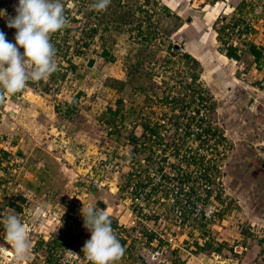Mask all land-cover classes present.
<instances>
[{
  "label": "rangeland",
  "instance_id": "374dc122",
  "mask_svg": "<svg viewBox=\"0 0 264 264\" xmlns=\"http://www.w3.org/2000/svg\"><path fill=\"white\" fill-rule=\"evenodd\" d=\"M142 1L122 0L121 5L124 11L134 13L137 6L142 7L151 14L152 22H156L159 17L155 43L161 46L159 53L153 55V62L150 65L142 67L144 70L153 68L150 69L154 75L153 81L138 78L132 84L143 87L145 93L138 90L132 93L134 87L126 86L119 94H116L113 89L104 86L105 79H115V73L112 75L110 71L115 72L116 67L126 66L124 57L133 46L129 33H115L110 30L103 36V39L107 41L105 47L108 48V53L113 59L110 62H104L98 57L100 53L98 35L89 43L87 42V47L82 48V42L77 41L78 32L70 30L61 36L56 32L50 37V42L56 49L59 68L65 73V78L63 80L57 78L53 81L51 79L39 82L30 81L25 89L15 94L5 93V97L0 100V141L6 139L12 147L10 150L12 164L10 166L0 164V219L8 213L9 208L19 213L22 221L28 225L32 244L28 258L20 262L15 259L12 250L0 251V264H49L46 247L51 246L53 241L47 239L45 244L42 242L40 246H36L42 241L41 237L51 236L52 239L58 240L69 236L72 241L83 247L90 239L91 233L84 228V221L80 216L82 207L91 206L87 201L93 200V197L105 198L116 184L120 185V188L114 194L116 201L111 202V206H123L120 200L121 194L126 189L124 186L125 173L122 172L126 170V159L122 157H127L131 149L127 144L131 124L127 121L136 124L140 117L154 121L163 113L170 115L167 107L161 104L164 96L167 95L165 93L179 96L182 86L189 81L184 78L188 73L181 64L163 70L159 67L160 63L157 59L160 60L167 56L174 60L177 55L184 53V44L177 41L178 38L173 33L176 27L181 22H186L187 19L193 25L198 26L203 34L207 31V35L215 37L212 38L214 41L212 40L208 48L203 44L205 48L201 47L203 52L197 56L200 62L198 68L201 73L204 72L198 87L204 90V96L208 98L205 119L209 127L215 129L216 134L206 145L214 147L212 149L217 155L221 153L222 157L218 159L217 156L212 157L214 160L211 161L215 167H218V170L216 169L215 174L208 175L212 180L209 185L210 198L201 202L198 209L210 221L208 224H202L204 227L201 233L205 239L211 241L213 249L221 247V251L218 254L210 251L197 255L192 254L194 258L191 261L184 259L185 254L181 252L180 259L183 258V261L188 264H213L214 261L223 259L234 260L236 264H264V62L257 66L252 63L251 57L243 52L244 43L252 42L257 48L262 49L264 56V27L257 18L259 11L264 8V0H242L246 10H243L244 15L239 24L242 27L248 25V28L244 29L245 31L238 30V33L241 32L240 37L232 43L239 49V60L237 61L223 58L221 52L227 48L222 47L223 39L229 35L228 32L217 31L220 27L219 18L213 23L210 20L209 24L206 19L213 12H216V16L224 15L229 21L240 16L235 9L240 0H224L225 5L232 7L229 12L226 8L223 12L220 3L211 9L213 5H209L210 0H147V4H142ZM18 2L19 0H0V10H6L8 17H14ZM63 3L64 10L67 9L69 12L67 14L75 15L71 0H63ZM162 7L168 11L167 14L161 9ZM250 8H253L255 14L249 11ZM76 18L79 19L80 15ZM135 18L138 22L145 21L144 15L137 12ZM76 26L77 24H68L66 28L74 29ZM204 29L207 30L204 31ZM0 32L6 34L9 42L15 43L16 30L7 27V17L0 18ZM55 41L59 44H55ZM192 42L194 41L191 40V48H195ZM168 44L177 48L166 52L165 47ZM56 45H60L61 49H57ZM196 46L195 50L190 49L189 52L196 51L198 44ZM20 52H23L22 48ZM145 53L149 55L151 52L145 51ZM63 54L66 59H69L73 70H65L67 62L61 57ZM90 61L92 63L89 65ZM110 67L112 69H109ZM164 88L167 92H164ZM77 89H83V92H75ZM118 98H121L124 103L122 111L124 112L125 109L127 112H125L124 121L118 124L116 132L108 136L104 124L100 121L103 115L107 114L106 109H114V102ZM71 102L74 108L70 115L67 117L55 115L56 105L63 110L62 104ZM129 103L135 107V115L129 112ZM173 121L172 118L168 123L172 125ZM184 122L185 117L179 120L178 128L181 130L175 132L170 126L167 130L160 129L163 141L167 145L164 147L165 156L175 173L182 172L180 168L183 166L182 161L187 160L185 154L189 155L190 152L194 153L199 149V156L204 157V160H207L208 156L204 148L197 146L194 139L191 140V137L185 135L186 133L183 134L187 131V125ZM133 133L136 136L141 133L138 126H135ZM172 139L176 148L168 146ZM104 140L109 142L111 148L107 161L102 162H109L107 166L110 168L105 174V182H110V185L105 186L106 192L88 194L89 188L84 182V177L87 178V175L81 170L86 168L89 171L91 161L97 160V164L101 163L104 159L103 154L107 151L105 147H102ZM81 146L85 148L83 156L75 153ZM153 149V146L147 145L143 150L134 153L133 157L146 159L149 166L157 167L158 157L152 154L149 156ZM87 157L90 158L89 161ZM81 159L83 166H78L77 162ZM18 160L21 161V169L17 168L19 165L15 161ZM79 167L81 172H76ZM94 169L95 167L92 168L93 171ZM185 170L190 174L193 173V169L189 167L185 166ZM24 171L27 172L26 177L23 176ZM190 177L196 179L194 175ZM197 177L204 178L203 175L198 174ZM177 179L180 180V177L172 179L175 188L178 186ZM18 187L23 189L21 194L28 196L29 200H24V198L23 202H20L16 197L21 196H13V193H16L15 189L20 192ZM196 189L198 190V187ZM10 204L18 206L19 211ZM180 208L181 205L175 204V200L171 206L169 203L166 205L146 203L143 205L144 213L141 216L149 220L148 222H152L157 232L165 230L180 248L191 254L193 241L196 240L197 243L202 244L205 239L201 240V236L196 234L198 232L195 227L191 229L187 224L182 226L178 223V218L174 214ZM62 209L66 210L64 214ZM159 216L162 219H158ZM192 217L199 218L191 215L189 219ZM3 232V224H0V245L8 248L10 246L6 244ZM129 234L131 231L127 230L124 235ZM180 234H185L186 239L178 242ZM122 246L128 248L125 244ZM233 246H241L245 250L235 253L232 250ZM166 248L168 247H165L162 255L156 258L151 257V253H148L150 248H146L147 257L144 252H141L140 254L144 256L142 260V256L137 252L133 253L132 259L140 262L146 261L144 264H153L158 260L169 264L168 259L171 258L169 251L172 249L166 250ZM215 256L218 258H214ZM130 261L131 259L124 255L117 264H126ZM136 264L142 263L136 262Z\"/></svg>",
  "mask_w": 264,
  "mask_h": 264
},
{
  "label": "trees",
  "instance_id": "16d2710c",
  "mask_svg": "<svg viewBox=\"0 0 264 264\" xmlns=\"http://www.w3.org/2000/svg\"><path fill=\"white\" fill-rule=\"evenodd\" d=\"M121 1L122 0H111L110 5L108 6V8L105 11H95L93 9H91L89 7V5L92 3V0H71V2L73 3L72 7L74 10L75 15L70 16L68 10H64L65 15L68 17L70 23L69 24H77L76 27H74V29H68L65 28L61 31H58V33L60 34L59 36H61L62 34H66L67 32H70V30H74L75 32H78V38L77 41L79 40L81 43L82 48L87 47V44L94 39L95 36L98 35V45L100 46V53L98 54L99 58H102L104 62H110L112 61V57L109 55V50L108 48H106V42L103 39V36H105V34L108 33V31L112 30L115 33H122V32H126L129 33V38L133 43V46L131 48V50L126 54V56L124 57V64L126 66H124V71H125V80L124 81H119L116 79H112V78H108L105 79L104 81V86H107L111 89H113L115 91L116 94H119L126 86H131L133 87V82H135V80L138 78H146L147 80H150L151 82L153 81L152 78L154 77L152 71L150 69H153L152 67L149 70H144L142 69V67L145 65H150L153 62V55H156L159 53V48L161 47L160 45H156V37H157V21L156 22H152L151 21V14L146 12L145 9H143L140 6L136 7L135 13H139V14H143L144 15V22H138L137 19L135 18V13L132 12H127L124 11L122 9V5H121ZM211 1H215V0H211ZM147 0H143L142 4H147ZM114 5V7H113ZM163 11L165 9H163V7L161 8ZM243 10H246V8L244 7V4H242V8L240 7V10H238L237 12L239 13L240 16H237L236 18H232L231 19V24L234 26H237L240 22H241V18L244 15L242 12ZM249 11L252 14H255L253 12V8H250ZM77 15H80V18H76ZM257 18L260 19L263 23V27H264V8H262L258 15ZM81 21L83 23H81ZM78 23H80L78 25ZM132 27H129L131 26ZM243 31H245L244 29L248 28V25H243ZM224 27L221 26L217 29V31H220L223 29ZM250 30V29H249ZM155 41V42H154ZM88 42V43H87ZM152 42H154V44L152 45ZM55 44H59L58 41ZM161 44V43H160ZM152 45V46H151ZM57 49H61L60 45H56ZM152 47V48H151ZM244 47L245 49L243 50V52H245L248 56L251 57V61L252 63H254L255 65H260L262 62H264V56L262 54V49L257 48L254 43H244ZM148 48H150L148 50ZM177 47H175L172 44H168L165 47V51L166 52H170V50L172 49H176ZM145 51H150L151 53H149V55H146ZM239 49H237V47L234 46H229L225 49V51H222V55L227 58V59H231L233 61H237L239 60ZM148 56V57H146ZM173 56V55H171ZM175 56V55H174ZM61 57L63 58V60H65V62H67V68L65 70H73V66L71 65V63H69V59H66L65 54L61 55ZM172 57H167L164 56L162 59L158 60L157 62L160 63V66L158 64L159 67H161L163 70H168L173 68L174 66H176L177 64H181L183 66V68L186 70V72L189 74V81L186 82L184 84V86L181 89V93L184 94V96H186V98L189 99V101H191L192 97L197 96V98H199L200 100L204 99L207 100V96H205V98L201 97L200 94H204L205 92L203 89H201V87H198L196 80L198 78V63L195 59H193L190 55L186 54V53H182L180 55H177L174 60L171 59ZM156 59H154L155 61ZM92 62H89V65ZM156 63V62H155ZM60 79L63 80L65 78V73L61 72V68H59V63H58V71H56L55 73H53L49 79H51L52 81L55 79ZM135 90H138L139 92H143L144 88L143 87H134L132 88V93L135 92ZM164 92H167V90L165 91V88L163 89ZM186 91H188L189 93H185ZM168 95V93H165ZM172 94V97L170 99V101L172 103H177L180 100H178V95H174L173 93H169V95H165L163 102L161 103L163 105V107H167V109L169 110L170 115L167 116L168 114L163 113V115L161 114V116L163 117H167L166 119L168 120V122L173 118L174 121L172 122V125H170L172 127L173 132L176 131V129L178 128L179 124V120L182 119L183 117L186 118V113L185 110L189 109V104L188 105H182L180 108H178L175 111V108L170 105L168 106V98L169 96ZM149 95H147V98ZM146 98V99H147ZM144 99V100H146ZM63 110H61V108L56 105L55 109H54V113L56 116L58 115H63V116H68L71 114V112H73V106L74 104L71 103H63ZM114 109H106V113L104 114L101 121L102 124H104L105 126V130H106V134L109 136L110 134H113L116 132L118 124H121L122 119L124 118L125 114H123V100L121 98H118L115 102H114ZM212 109V108H210ZM165 112V110H164ZM133 113H136L135 111H133ZM192 121L191 117L187 118V122L190 123ZM199 127L201 126V124H197ZM133 128H135V126H138L139 129L141 130V133L136 136L133 131L129 132L127 135V144L129 145L130 151H129V157L132 158V155L134 153H136L139 150H143L145 148V146H142L141 144L139 145V142L137 141L138 139H140L141 137L143 139H145V141H150L151 137L154 136V143H150L148 146H153L154 148H160L161 145H166V143H164L163 141V137L160 136V127L156 125V122L154 121H150V119L145 118V117H140L139 120L137 121L136 124H133ZM108 128H112L111 130L108 131ZM204 133L206 132L208 134V139L207 140H201L200 137L195 136L194 137V141H196L197 146L199 148H204V150L207 149H212L214 147H208L206 145V143L210 140V138H214L215 134V129H211L209 127V125L207 124V122H205V127L203 128ZM218 141H220V139H218ZM217 141V142H218ZM137 142V143H136ZM216 142V141H215ZM109 143V142H108ZM171 147H175L174 145V140L172 139L170 141V143L168 144V146ZM176 148V147H175ZM1 150V149H0ZM214 151V149H213ZM1 152V151H0ZM2 158L6 161L8 154L4 151H2ZM0 154V155H1ZM212 159H207L204 160V157H201L199 155H196L195 153L192 155H189L187 157V161L185 162L186 167H192L194 166L193 171L195 173L198 174V171H202L199 173V175H203L204 172L209 171L211 172H216V168L214 166V163L211 161ZM20 162V163H19ZM12 163H10L11 165ZM17 164L20 166L21 161L18 160ZM9 165V166H10ZM18 166V167H19ZM17 167V168H18ZM211 167V168H210ZM214 168V169H213ZM215 174V173H214ZM186 180L188 179V176L184 177ZM128 183H124V186L126 188V186H128ZM184 196V195H183ZM18 200L20 202H23V199L21 197H18ZM191 205V204H190ZM190 205L188 207H190ZM11 207H14L15 209H17L19 211V207L15 206L13 204H10ZM191 207H193V205H191ZM187 209V208H186ZM181 211V217H179L180 219V224H187L191 227H195L196 230H198L200 233L202 232V228L204 227V224L201 220L203 213L199 212L197 215L199 218H195L192 217L191 219H189L191 217V213L189 212H185L182 208L179 209ZM197 224V225H196ZM183 226V225H182ZM202 234V233H201ZM152 236L150 235L148 237V239H150ZM205 237H201V240H204ZM161 244L163 245V243L161 242ZM165 245V244H164ZM166 247V246H165ZM166 250H169L168 248H166ZM204 251H210V252H216L217 254L221 251V247H216V248H212L211 245V241L205 239L203 241V243H197V241H193L192 243V249H190L191 254L193 255H197L200 254ZM171 254V258L169 260V264H183L182 262H180L179 258L176 256L175 252L169 251Z\"/></svg>",
  "mask_w": 264,
  "mask_h": 264
},
{
  "label": "built area",
  "instance_id": "2783aa9c",
  "mask_svg": "<svg viewBox=\"0 0 264 264\" xmlns=\"http://www.w3.org/2000/svg\"><path fill=\"white\" fill-rule=\"evenodd\" d=\"M220 27L223 26L224 28L221 30V32H228L229 37L226 36L225 39H223L222 47H229L233 46V41H237L238 38L240 37L241 32L238 33V30H242L243 27L242 25L238 24L237 26H234L231 24L229 20L223 17H219V22ZM241 28V29H239ZM232 34L234 36L232 37ZM185 93H189L186 91ZM172 95V94H171ZM201 97L205 98L204 94H200ZM180 99L179 102L177 103H172L170 101L171 97L168 99L167 105L170 106L172 105L175 108V111L180 108L182 105H188L189 104V109L185 110L186 113V118L184 124L187 125V131H184L183 134H185L187 137H191V140L194 139L195 136L200 137L201 140H207L208 139V134L203 131V128L205 127V122H206V113H207V101L202 99L200 100L197 98V96L194 95L192 97L191 101H189L186 96H184L183 93L179 94L178 96ZM190 109H193L194 111H191ZM1 113V111H0ZM191 117L192 121L190 123L187 122V118ZM181 120V119H180ZM151 121V120H150ZM156 122V125L160 127V129H165L167 130L170 126L168 123V120L163 117L159 116L158 119L154 120ZM201 124L199 127L197 124ZM194 128H193V126ZM192 128L188 130L190 127ZM171 127V126H170ZM112 128H108V131L111 130ZM181 130L180 128H177L176 131ZM160 136L162 134L160 133ZM139 142V145L141 144L142 146H147L150 143H154L155 139L154 136L151 137L150 141H145L142 137L137 140ZM102 147H105L107 151L103 154L104 159L101 160V163L97 164V160L89 162V171L86 170V168L82 169L86 175L87 178L84 177V182L91 187L92 190L94 191H103L106 192L107 189L105 186H109L110 182L106 183V176L105 174L108 171V168L110 166H107L109 162L102 163L104 162L103 160L107 161V157L110 151L109 143L107 140H104L102 142ZM0 154L2 151L6 152L8 154L7 160L5 161L2 158V154L0 155V164H7L10 165L12 163L11 160V149L12 147L9 145V142L4 139L3 141H0ZM104 149V150H105ZM85 148L84 147H79V150H76V154H80V156L84 155ZM164 154H161V153ZM200 150L198 149L194 153L196 155H200ZM206 153H208L207 159H212L213 156H217L218 158L222 157V154L219 153L217 155L216 151L213 149H207L205 150ZM193 152L189 153V155L194 154ZM215 153V155H213ZM154 156L158 157L157 167H152L149 166L148 160L146 159H136L133 157H124L126 167L128 168L127 171L130 172V181L129 185L124 189V192L121 194V204L125 206L124 208L126 209L125 211L127 214L130 216L129 222L127 225H115L113 224L111 227L114 230V233L118 240L120 242L125 241V246L129 247V243L132 241H138L137 243H145L151 247H153V251L151 252V257H158L161 256L162 253L165 250V246L168 247L169 249L172 250H178L180 247L175 243L174 238L170 236V234H167V232L164 231H159L157 232L153 228V223L148 222L149 220H146L144 217L141 215L144 213L143 210V205L146 203H149V205H152L153 203H169L170 206L175 200V204H180L181 208L185 212H190L191 215H199V212H202L199 210L198 206L201 202L204 200H207L210 198V183L207 182L206 178H198L197 173L192 171L193 173L190 174V172H187L185 170V162L187 161H182L183 166H181V173H175L174 169L171 168L172 165L169 166V161L168 158L165 156V150H164V145H161L160 148H154L152 152L149 153V156ZM210 154V155H209ZM188 154H185V157L187 158L189 156ZM89 157H87V161H89ZM18 162V161H15ZM20 163V162H19ZM97 164V165H95ZM100 164V165H99ZM39 165V164H37ZM36 165V166H37ZM78 166H83L82 159L77 162ZM95 167L94 171L92 168ZM98 167V169H97ZM21 169V167H18ZM191 168V167H190ZM218 170V167H215ZM97 169V170H96ZM192 169V168H191ZM13 171H15L13 169ZM80 171V167L77 168L76 172ZM80 171V172H81ZM93 172V173H92ZM90 173L92 175H90ZM213 173V172H211ZM210 174V172H209ZM208 173L204 177H208ZM90 175V177H89ZM194 175L195 178H191L190 176ZM199 175V173H198ZM23 176H27V172H23ZM85 176V175H83ZM179 176L180 180L177 179V188L174 187V184L172 182V179ZM188 176V180H186L184 177ZM100 178V179H99ZM104 179V181L102 180ZM193 180V181H191ZM103 181L102 184L100 182ZM198 182V183H196ZM9 185V184H7ZM198 187V190L196 189ZM16 188V187H15ZM20 192H17L16 189L14 190L16 193H13V196H21L22 199L24 200H29L28 196H23L21 194V191L23 190L22 188L18 187ZM200 190H202V193H200ZM118 191V190H117ZM124 194H127L124 196ZM184 195V196H183ZM18 198V197H16ZM193 207H191V205ZM190 205V207H188ZM187 208V209H186ZM175 217L178 218V223H180V218L181 217V211L175 212ZM82 217V215H80ZM83 218V217H82ZM208 217L202 216V222L204 224H208L210 221L207 219ZM158 219H162L161 216L158 217ZM152 223V224H150ZM84 225V223H83ZM183 226L185 224H182ZM148 226V227H146ZM85 228V227H84ZM130 228V229H126ZM127 230L131 231V234L125 236V232L127 233ZM77 233V230H76ZM124 233V234H123ZM152 236L150 239H148L149 236ZM68 237V238H67ZM66 238L61 237L58 240L50 239L53 242L51 243V246H47V254H48V259H49V264H90V262L86 259L82 252V245L77 244L75 241H72L69 236ZM163 243V245L161 244ZM165 244V245H164ZM233 252L235 253H241L245 249L241 246H233L232 247ZM77 254L79 256H74L72 254ZM214 258H218V256H215ZM158 264L163 263V261L158 260Z\"/></svg>",
  "mask_w": 264,
  "mask_h": 264
},
{
  "label": "clouds",
  "instance_id": "9594fccd",
  "mask_svg": "<svg viewBox=\"0 0 264 264\" xmlns=\"http://www.w3.org/2000/svg\"><path fill=\"white\" fill-rule=\"evenodd\" d=\"M110 3L111 0H92L89 7L105 11ZM15 12L14 17H8L6 10H0V18L7 17V27L16 30L14 44L0 32V100L5 93L15 94L25 89L30 81L47 80L58 71L56 49L50 37L70 23L63 0H19ZM96 205L83 206L81 210L84 227L91 233L82 252L90 264H117L125 248L111 227L106 208L102 210ZM64 211L62 209L63 214ZM0 224L4 227V240L10 246L0 245V251L12 250L18 262L27 259L32 244L28 225L21 215L9 208Z\"/></svg>",
  "mask_w": 264,
  "mask_h": 264
},
{
  "label": "crops",
  "instance_id": "0c3cea01",
  "mask_svg": "<svg viewBox=\"0 0 264 264\" xmlns=\"http://www.w3.org/2000/svg\"><path fill=\"white\" fill-rule=\"evenodd\" d=\"M210 4L209 5H213V7H211V9H213V8H215V6L217 7L218 5H219V3L222 5V7H223V12L226 10V9H228V12H229V9H231L232 7H230L229 5H225L226 3H225V1L224 0H215V1H211L210 0ZM238 5L235 7V9H236V11H238V10H240V7L242 8V4H245V3H243V1L242 0H240L239 1V3H237ZM205 6V5H204ZM226 8V9H225ZM216 10V9H215ZM232 10H234V9H232ZM219 11V10H218ZM164 12H166V14L168 13V11L167 10H164ZM220 16L218 15V16H216V12H213V13H211V15H209V17H208V19H206V22L209 24V21L211 20L212 21V23L215 21V20H217V18H219ZM221 17H223V18H225L224 17V15H221ZM260 22H262L261 20H259ZM184 23H187V24H184ZM211 23V24H212ZM258 25V24H257ZM256 25V26H257ZM205 30H207V29H204V31ZM201 29L198 27V26H195V25H193V23H191L190 21H189V19H187V21L186 22H181L177 27H176V30L174 31V35L176 36V38H178V39H176L177 41H179V42H182L183 44H184V46H185V49H184V53H186V54H188V55H190L193 59H195L196 61H197V63H198V65H200V62H199V59H198V57L197 56H200L199 54H202V49H201V47H203V44L205 45V47H207V46H209L210 44H211V42H212V38L214 37V35H213V37L211 36V35H207V31H206V33L205 34H203L202 32L203 31H201ZM198 32H200L199 34H198ZM215 33H216V30H215ZM215 38V37H214ZM191 40H193L194 42H192V44L194 43V45H193V47H195V48H191L192 47V45L190 44L191 43ZM214 41V40H213ZM198 44V49L196 50V51H192V52H189L190 51V49L191 50H195L196 48H197V45ZM205 47H203V48H205ZM208 48V47H207ZM204 50H206V49H204ZM205 52H207V51H205ZM204 52V53H205ZM223 58H225L224 56H223ZM114 63V62H113ZM115 64V63H114ZM112 68H113V65L111 66ZM109 68V69H112V68ZM185 72V71H184ZM110 73H112V75H114V73H115V75H114V78L115 79H117V80H119V81H124V78H125V71H124V68L121 66V67H116V71L115 72H113V70L112 71H110ZM202 73H203V75H204V72L202 71ZM202 73H201V71L199 70L198 71V78H197V80H196V83H197V85L199 84V81L201 80V76H202ZM185 74H186V72H185ZM187 76H185L184 78L186 79V81H187V79L189 80V74H186ZM116 76V77H115ZM152 80H153V78H152ZM135 83V82H134ZM185 84V83H184ZM177 86V85H176ZM184 86V85H183ZM182 86V87H183ZM200 86V85H199ZM128 87H131L130 85L128 86ZM133 87H139V85H133ZM141 87V86H140ZM174 87V86H173ZM178 87V86H177ZM77 91H80V92H83V89H77L75 92H77ZM3 97H5V95L3 96ZM8 97V96H7ZM12 97L14 98H16V96H13L12 95ZM17 99V98H16ZM124 108V107H123ZM135 107L132 105V104H130L129 103V106H128V110H129V112L133 115H135L136 113H133V111H135V109H134ZM125 112H127L125 109H124V112H123V114L125 113ZM11 115H13L12 113H10ZM126 115V114H125ZM124 118H125V116H124ZM149 119V118H148ZM123 120V119H122ZM124 121V120H123ZM152 121V120H151ZM122 122V121H121ZM127 123L128 124H131V130L130 131H128V133L129 132H131V131H133V123H132V121H127ZM128 124H125V125H128ZM123 159H124V157H122ZM192 169H194V166H192L191 167ZM211 168V167H210ZM127 167H126V170L125 171H122L123 172V174H124V179H125V181H124V183H128L129 184V181H130V172L129 171H127ZM214 169V168H213ZM201 172V174H202V171H201V169H200V171H198V173H200ZM209 174V171H207V172H204L203 173V177H204V175L206 176V174ZM118 174H122V173H120V172H118ZM204 178H206V180H207V182L208 183H211L212 182V180H210L209 179V177H204ZM127 187V186H126ZM88 194H91L92 192H94V194H96V193H98L97 191H93L92 189H91V187H89L88 186ZM119 188H120V185H115L114 186V188L113 189H110V191H111V193L109 194H107L106 195V197L105 198H100V199H98L97 197H93V200H91V201H87L88 202V204L89 205H96L97 203V207L98 208H100V209H105L106 208V210H107V212H108V215H109V218H110V220H111V226L113 225V224H115V225H126L127 224V222L129 221V219H130V216L127 214V212L125 211L126 209L124 208V206H120V205H118V206H114V207H112L111 206V202H115L116 200L114 199V194H116L118 191L117 190H119ZM92 191H91V190ZM89 197V196H88ZM87 197V198H88ZM205 201V200H204ZM203 201V202H204ZM90 202H92V204H90ZM157 204V203H156ZM161 205V203H158L157 205ZM163 205L165 204L166 205V203H162ZM158 207V206H157ZM192 229V228H191ZM198 233H196L199 237L201 236H203V237H205L203 234H201L198 230H196ZM203 231V230H202ZM179 237H180V239H179V241L178 242H180V240H183L184 238L186 239V236H185V234H180L179 235ZM42 238V241L40 242V243H37L36 244V246H40L41 244H42V242H44V244H45V242H46V240L47 239H52V237L51 236H48L47 238L46 237H41ZM80 238V237H79ZM138 241H133V242H130L129 243V247L126 249L124 246V248H125V254L124 255H126V258H128V259H131V261L130 262H128V263H126V264H136V262H138V263H142V264H144L146 261H135L134 259H132L133 258V253H137L138 252V254L140 255V256H142L140 253L141 252H144L145 254H146V257L148 256L147 255V251H146V248H150V251L148 252L149 254L153 251V247H151V246H149V245H147V244H143V245H140L139 243H137ZM121 244L123 245V244H125V242L124 243H122L121 242ZM35 248V247H34ZM36 249V248H35ZM172 251V250H171ZM174 252H175V254H176V256L179 258V260H180V262H182L183 264H188L186 261L184 262L183 261V258L182 259H180V254H181V252L182 253H184L185 255L183 256L184 257V259H190V261L194 258L193 257V255L192 254H190L189 253V251H186V250H184V249H182V248H180V249H178V250H173ZM187 256H190V258H187ZM144 259V256H142L141 257V259ZM142 259V260H143ZM145 260H146V258H145ZM170 259H168V261H169ZM189 261V262H190ZM153 264H158L157 263V261L155 262V263H153ZM163 264H166V262L164 263L163 262Z\"/></svg>",
  "mask_w": 264,
  "mask_h": 264
},
{
  "label": "water",
  "instance_id": "95a60500",
  "mask_svg": "<svg viewBox=\"0 0 264 264\" xmlns=\"http://www.w3.org/2000/svg\"><path fill=\"white\" fill-rule=\"evenodd\" d=\"M213 264H236V262L234 260H230V259H223L221 261H219V260L214 261Z\"/></svg>",
  "mask_w": 264,
  "mask_h": 264
}]
</instances>
